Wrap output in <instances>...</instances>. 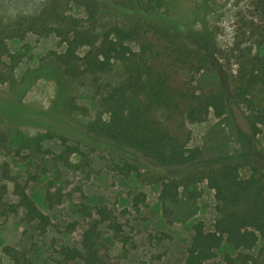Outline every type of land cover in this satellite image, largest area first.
<instances>
[{
    "label": "trees",
    "instance_id": "obj_1",
    "mask_svg": "<svg viewBox=\"0 0 264 264\" xmlns=\"http://www.w3.org/2000/svg\"><path fill=\"white\" fill-rule=\"evenodd\" d=\"M170 2L73 0L68 5V1H54L38 15L0 22V83L13 81L18 62L17 55L9 50V40L23 39L29 33L54 35L62 45L60 51L51 52L54 64L65 78L87 81L99 106L98 115L76 135L75 127L52 113L4 97H0V117L15 126H41L57 136L62 148L53 156L68 168L75 167L70 156L76 147L70 140L116 151L119 161L113 170L123 177L158 184V199L166 215L172 212L168 204L196 200L201 192L193 187L205 181L214 192L217 216L209 228L201 220L192 225L183 264H203L215 257L223 244L236 251L223 254L224 264H258L251 250L264 240V171L253 165L243 175L233 162H207L192 168L202 151L189 146V125L202 123L210 115H224L229 96L223 84L198 83L199 75L214 66L205 48L189 41L184 32L147 17L167 8ZM247 4L252 13L249 17L241 15L239 29L241 37L252 43L239 49L230 98L245 107L246 123L256 135L264 134V0H247ZM55 101L66 113L86 112L62 83ZM48 133L14 137L0 130V151L12 147L16 154L23 149L35 155L48 153L42 147ZM0 170L1 178H10L6 164ZM48 183L44 201L53 207L62 201L64 193L53 189V182ZM6 193V185L0 182L1 214L21 209L23 219L33 223L38 234H44L50 217L30 197L26 185L14 181L15 203L6 201ZM145 199V192L135 193L132 207L137 209ZM80 211L90 220L78 245L59 250L58 264L73 260L115 264L99 248V241L102 224L112 231L114 239L126 241L117 214L106 204L92 208L82 203ZM2 252L11 264H31L22 249L4 245Z\"/></svg>",
    "mask_w": 264,
    "mask_h": 264
},
{
    "label": "rangeland",
    "instance_id": "obj_2",
    "mask_svg": "<svg viewBox=\"0 0 264 264\" xmlns=\"http://www.w3.org/2000/svg\"><path fill=\"white\" fill-rule=\"evenodd\" d=\"M54 1H68V5L73 2L0 0V22L12 23L19 17L38 15ZM251 11L247 0H171L167 8L147 16L184 32L189 41L205 48L214 66L199 75L198 83L206 86L223 84L229 96L224 115H210L202 123L189 125V146L199 147L202 151L192 168L207 162H233L239 165L243 175L248 174L253 165L264 171V134H252L246 123L247 110L230 98L232 76L239 66V49L252 43L250 39L241 37L239 21L241 15L249 17ZM8 45L9 50L17 55L18 62L13 81L0 83V97L52 113L76 128L73 135L98 115L99 106L87 81L65 78L54 64L51 52L62 49L57 37L29 33L23 39L9 40ZM60 83L78 104L86 108L85 113L69 114L57 107L55 99ZM0 130L14 137H36L48 133L44 127L15 126L2 117ZM69 142L76 147L70 156V161L75 164L73 168L55 160L53 155L62 146L61 140L52 134L42 140V147L48 153L35 155L23 149L16 154L12 147L0 151V167L6 164L10 176L1 178L0 170V182L6 185L7 190L6 201L17 202L13 193L16 180L26 185L30 197L51 220L47 231L41 235L33 223L23 219L21 209L6 215L0 212V264H11L2 252L4 245L26 251L31 264H58L59 250L66 245H78L90 220L80 211L82 203L92 208L106 204L117 214L126 241L114 239L106 224L101 225L99 241V248L107 252L115 264H183L192 225L201 220L209 228L217 216L214 192L206 182L193 187L201 192L196 200L170 203L168 207L172 212L166 215L158 199V184L142 182L134 176L123 177L113 170V164L119 161L116 151L83 141ZM48 182H53V189L59 188L64 193L62 201L53 207H48L44 201ZM139 191L145 192L146 199L136 209L132 207L131 198ZM225 252L236 251L223 244L217 255L203 264H224ZM251 253L257 257L258 264H264V240H259ZM69 264H82V261L73 260Z\"/></svg>",
    "mask_w": 264,
    "mask_h": 264
}]
</instances>
